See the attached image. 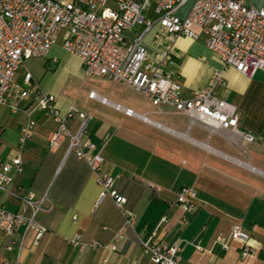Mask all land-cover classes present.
Segmentation results:
<instances>
[{
	"label": "crops",
	"instance_id": "1",
	"mask_svg": "<svg viewBox=\"0 0 264 264\" xmlns=\"http://www.w3.org/2000/svg\"><path fill=\"white\" fill-rule=\"evenodd\" d=\"M155 32L156 28L147 33V44ZM174 49L180 57L166 69L175 73L185 95L206 86L212 73L222 70L216 94L238 111L236 129H209L197 123L188 127L187 118L181 133L147 117L162 113L161 109L130 101L121 93L107 97L108 89L95 91L112 104L134 111L139 108L136 112L146 119L127 116L88 95L84 103L76 104L63 88L69 58L82 63L60 43L43 60L54 70L41 80L22 66L42 91L56 96L60 114L73 106L91 116L83 138L95 144L104 171L114 178V187L125 203L120 210L109 196L99 201L93 171L85 161L67 153V139L56 148L49 147L48 135L57 122L38 109L31 96L16 101L15 111L0 103V163L17 155L21 159L20 171L12 173L7 190L0 192V203L9 212L29 216L32 207L22 203L21 197L29 192L46 196L36 215L46 232L33 245L32 234L23 225L9 235L0 231V264L15 260L18 242V264H147L149 256L140 243L148 238L165 246L179 244L182 264H264V71L246 76L231 67L223 68L202 35L197 40L178 37ZM13 80L18 83L15 75ZM30 119L35 126L19 149L20 128ZM78 122L70 119L66 124L74 131ZM246 133L256 140H246ZM183 186L196 191L198 206L192 213L183 211L176 201ZM235 225L250 236L252 253L247 256L242 255L237 241L227 240L228 249L214 242L218 234L227 238ZM117 232L123 237L115 241ZM76 234L80 244L73 246L69 239Z\"/></svg>",
	"mask_w": 264,
	"mask_h": 264
},
{
	"label": "built area",
	"instance_id": "2",
	"mask_svg": "<svg viewBox=\"0 0 264 264\" xmlns=\"http://www.w3.org/2000/svg\"><path fill=\"white\" fill-rule=\"evenodd\" d=\"M150 6L152 17L143 15ZM154 28L155 35L151 44H147L145 36ZM201 35L223 68L231 67L246 76L264 71V3L255 5L246 0H0V103L15 111L16 101L31 96L37 108L57 122V128L48 135L49 147L56 148L67 139V153L85 161L93 171L100 189L99 201L109 196L123 210L125 198L114 187V178L104 171L103 158L95 144L83 138L91 116L73 106L60 114L56 96L42 91L30 72H25L23 85L15 83L13 77L26 59H45L50 48L60 43L63 50L80 59L86 76L120 83L143 94L153 105L172 107L188 118V127L197 123L209 129L214 126L236 129L238 111L216 94V87L223 79L221 69L212 73L206 86L192 90L189 95L184 94L175 73L166 69L172 60L180 57L174 49L176 38L197 40ZM88 97L111 104L127 116L146 119L131 108L112 104L95 90H90ZM70 119L79 121L74 131L66 124ZM34 126L35 121L30 119L20 128L19 149ZM243 135L250 142L256 140L252 134ZM20 168L19 155L0 163V192L7 190L13 180L12 173L19 172ZM45 197H35L32 192L21 197L22 203L32 207L29 216L9 212L0 203V231L9 235L16 226L23 225L25 231L31 232L32 244L36 245L46 232L36 219ZM176 201L187 213L198 206L192 187H181ZM229 231L227 238L218 234L214 242L228 249L227 240H234L241 244L243 256L251 254L249 234L237 225ZM122 237L121 232H117L115 241ZM69 243L79 245L80 236L74 235ZM140 244L149 256L147 264H182L177 243L165 246L148 238ZM20 249L21 242H18L15 260H4L1 264H18Z\"/></svg>",
	"mask_w": 264,
	"mask_h": 264
},
{
	"label": "rangeland",
	"instance_id": "3",
	"mask_svg": "<svg viewBox=\"0 0 264 264\" xmlns=\"http://www.w3.org/2000/svg\"><path fill=\"white\" fill-rule=\"evenodd\" d=\"M107 5H110V3L108 2ZM99 11L100 10H98V12ZM143 15L152 17L151 6L143 12ZM43 60L44 59L41 58H29L26 59V62L24 64L28 68V70L31 71V74L36 80H41V78L46 72L51 73L54 70V67L50 69L48 66H45ZM67 68V81L65 82L63 90L65 91V96L69 97L70 99H73L74 103H84L86 96L92 89L98 92H101L102 89H108L109 92L107 97L112 98L115 96V94L121 93L130 101H134L136 103L140 102V104L151 109H161L162 113L157 112L154 114H148L147 117L150 119L157 120L161 122V124H164L174 129L175 131L181 133L186 129L187 123L185 122V120L187 121V117L176 113L172 107L166 105H153L149 99L143 97V94L136 92L132 88L125 87L120 83L104 78L103 79L107 81H104L102 78L99 77L86 76L83 72L84 69L81 64L78 62L77 59L73 57H70L67 61ZM25 71L26 69L21 66L15 74V81H17L21 85H23V76L25 74ZM135 109L140 111L137 107H135Z\"/></svg>",
	"mask_w": 264,
	"mask_h": 264
}]
</instances>
